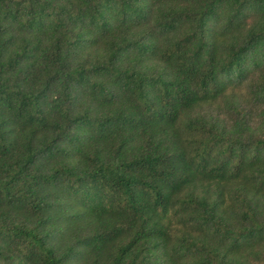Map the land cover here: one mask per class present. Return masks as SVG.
Here are the masks:
<instances>
[{"label":"trees","instance_id":"16d2710c","mask_svg":"<svg viewBox=\"0 0 264 264\" xmlns=\"http://www.w3.org/2000/svg\"><path fill=\"white\" fill-rule=\"evenodd\" d=\"M0 264H264V0H0Z\"/></svg>","mask_w":264,"mask_h":264}]
</instances>
